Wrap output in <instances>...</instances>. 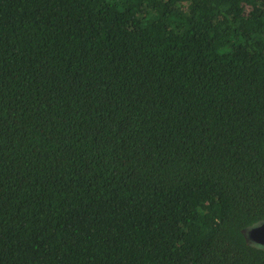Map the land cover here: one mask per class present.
Returning a JSON list of instances; mask_svg holds the SVG:
<instances>
[{"label": "trees", "instance_id": "1", "mask_svg": "<svg viewBox=\"0 0 264 264\" xmlns=\"http://www.w3.org/2000/svg\"><path fill=\"white\" fill-rule=\"evenodd\" d=\"M263 220L264 0H0V264H264Z\"/></svg>", "mask_w": 264, "mask_h": 264}, {"label": "water", "instance_id": "2", "mask_svg": "<svg viewBox=\"0 0 264 264\" xmlns=\"http://www.w3.org/2000/svg\"><path fill=\"white\" fill-rule=\"evenodd\" d=\"M246 235L250 240L256 243L263 244L264 243L263 242L264 240V220L252 226L251 228H249L246 231Z\"/></svg>", "mask_w": 264, "mask_h": 264}, {"label": "rangeland", "instance_id": "3", "mask_svg": "<svg viewBox=\"0 0 264 264\" xmlns=\"http://www.w3.org/2000/svg\"><path fill=\"white\" fill-rule=\"evenodd\" d=\"M205 193L203 191L199 192V197H204Z\"/></svg>", "mask_w": 264, "mask_h": 264}, {"label": "flooded vegetation", "instance_id": "4", "mask_svg": "<svg viewBox=\"0 0 264 264\" xmlns=\"http://www.w3.org/2000/svg\"><path fill=\"white\" fill-rule=\"evenodd\" d=\"M263 242H264V240H263Z\"/></svg>", "mask_w": 264, "mask_h": 264}]
</instances>
